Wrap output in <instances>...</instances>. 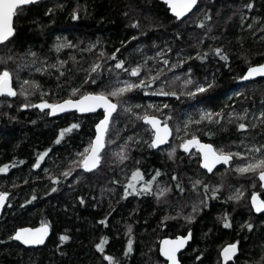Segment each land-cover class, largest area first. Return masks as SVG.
Returning <instances> with one entry per match:
<instances>
[{
    "label": "trees",
    "instance_id": "obj_1",
    "mask_svg": "<svg viewBox=\"0 0 264 264\" xmlns=\"http://www.w3.org/2000/svg\"><path fill=\"white\" fill-rule=\"evenodd\" d=\"M249 2L198 0L195 8L181 20L169 14L163 0H41L23 7L14 19V39L0 45V58H3L0 59V70L4 67L11 70L12 84L17 91L13 97H0V165H11L8 172L0 173V191L9 193L7 205L0 215V264H109L95 247L102 237H107L103 245L105 251L121 264H166L157 251L159 239L189 229L191 241L180 255L181 264H221L219 249L231 241H239L240 249L231 264H264V214L252 212L247 196L238 205L230 200L238 188H249L247 176L237 173L234 168L239 163L238 157H234L223 172L204 173L205 184L227 185L231 194L225 191L226 196L218 190V198L212 197L210 192L205 196L203 188L198 191L191 187V181L200 178L197 174L202 172L195 155L187 156L178 147L177 155L172 158L166 148L153 150L149 147L150 129L134 115L147 111L163 120L167 117L174 130L179 128L183 132L177 145L193 133L225 149L243 147V142L250 150L253 144H264V123L257 118V109L264 104V78L248 83L237 79L249 64L264 61V0H251L254 7L250 9L245 7ZM49 8L53 11L49 12ZM74 11L78 15L75 20L72 19ZM205 15L209 19H205ZM133 20L139 21L138 28L132 24ZM54 35L66 36L64 40L71 41L75 47L68 45L67 51H57L52 42ZM93 44L97 47L93 48ZM216 47L227 52L229 61L208 51ZM155 48H163L164 57L170 63L178 59H184L185 63L167 70L170 64L164 65L160 57L154 64L145 62L153 73L160 71L163 74L158 83L150 85V90L134 89L120 98L121 104L106 136L103 163L92 173H84L71 162L79 163L82 159L80 154L93 137L102 111L89 115L72 112L51 118L48 109L20 107L26 103L25 99L31 105H37L41 99L62 100L70 95L72 87L80 88L81 94L98 91L101 87L110 91L113 85L119 86L117 76L107 68L108 64H115V59L108 58L112 51L120 49L117 56L126 61L125 68H130L141 62H136L137 57L143 60ZM101 49L104 55H101ZM197 52L208 58L201 61L195 56ZM177 53H180L179 57ZM189 56L191 60L187 59ZM60 60L66 63L59 68L52 67ZM97 60L105 67L98 69V79L96 74H91L97 84L89 86L84 83L86 73ZM44 64L49 68L35 71L32 77L26 78L30 65H33L31 69H37ZM189 67L193 70L194 82H203L207 78L211 83L214 77L215 85L194 97L186 96L185 92L192 90V86L186 88L181 81ZM120 71V78L135 82L130 72ZM24 81H37L40 88L24 84L22 89ZM161 85L163 92L175 91L178 95L162 94ZM25 90L29 92L28 96L22 94ZM232 90L241 95L234 98L235 103L220 109L222 116L205 120L199 128L183 127L187 123L183 115L191 107L205 106L219 112L220 101ZM72 95L78 98L76 94ZM147 103L156 107L148 108ZM128 104H139V107H133L129 113L124 110ZM244 108L250 118L229 117V112L239 113ZM74 121L80 123V128L67 133L56 143L60 129ZM240 121L255 127L240 130L237 127ZM129 136L140 139L128 141L134 146L126 151L129 158L121 162L115 153ZM49 148L51 151L40 162V167L33 168L38 153ZM249 153L246 159L260 155ZM72 168H75L73 175L64 177L65 169ZM135 168L142 170L145 180L151 179L154 169H160L161 175L154 182L152 192L139 195L129 189V195L122 198ZM173 173L177 176L176 181L172 179ZM53 175L59 176L60 180L53 181ZM250 180L253 182L251 190L261 192L257 175L252 173ZM177 182L184 192L174 187ZM135 183L138 185L140 181ZM160 183L173 187L171 192L158 199L154 192ZM33 195L36 199H32ZM81 196L83 203L78 200ZM25 200L29 202L25 203ZM202 200L207 206L200 205ZM178 210L180 215H177ZM224 213H228L231 227L223 224ZM188 215H194V219L187 220ZM105 216H108V223H100ZM245 221L252 223L253 228L241 227ZM42 222L51 228L43 246L26 248L8 239L18 227L37 226ZM128 225L132 226L131 234L127 232ZM61 234L70 239L61 243ZM129 235L133 250L125 256Z\"/></svg>",
    "mask_w": 264,
    "mask_h": 264
},
{
    "label": "snow or ice",
    "instance_id": "obj_2",
    "mask_svg": "<svg viewBox=\"0 0 264 264\" xmlns=\"http://www.w3.org/2000/svg\"><path fill=\"white\" fill-rule=\"evenodd\" d=\"M36 0H0V44H6L11 43L12 39H14L15 33H16V27L14 26V17H16L20 12L23 10V6H27L29 4L35 3ZM167 5L170 8V11L175 14V18L179 20L181 17H184L186 13H189L190 10L193 9L194 6L198 4V0H166ZM62 6V5H61ZM246 8H253L254 4L253 2H250L245 5ZM49 12H52L53 9L49 8ZM72 19H78L77 13L74 11L72 13ZM205 19H209L207 15H205ZM243 22V20H242ZM204 21L201 20L200 24L203 25ZM132 24L135 27H139V21L133 20ZM249 28L252 27V25H248ZM176 35H180V33H176ZM207 35V33H205ZM130 39H135V37H130ZM58 43L55 45L57 51L60 50V48H63L65 44L71 45L72 47H75V45L72 44L71 41L63 40L62 38H57ZM93 48L97 47V44L92 45ZM101 55H104L103 49L100 50ZM120 51V49H116L112 51L108 58L109 59H115L114 66L112 64H108L107 68L110 69L114 74L119 77L122 70L125 74L131 73V76L135 78V82L132 79L124 80L123 82L117 81L119 86L113 85L111 87L110 91L105 90V87H101L98 91H84L81 94V89L78 87H72L70 89V95L67 98H64L62 100L58 101H52L50 102L48 99H41L38 101L37 105H31L28 103L21 104L20 107L22 108H28V107H39L40 109H50L49 114H55V113H62L69 109H76L80 113H86V112H92L95 111L98 108L103 109L102 118L99 119V121L95 124V135L92 137L89 141V144L85 147L84 152L80 155L82 156V159H80L79 163L76 161H72L71 163L75 165L76 167H82L85 170H88L89 172L92 170H98V166H101L103 163V156L104 152L102 150L105 149L106 146V136L109 134L111 124L114 120V113H117L118 106L121 104L120 98L124 96L125 93H128L134 89L137 90H150V85L156 84L159 81L160 76L163 74L160 71H156L153 73L151 69H148L145 65V62L141 60L139 64H135L131 66L130 68H125L126 61L124 59H121L117 56V53ZM169 52L172 51V49H168ZM208 51H211L213 55L220 57L223 61H229V55L227 52H224L222 47H216L214 49H209ZM30 55L35 56V53H30ZM243 55V54H242ZM158 56L163 59L164 65L170 64V69L177 68L180 64H184V59H178L176 62H171L169 59L164 57L163 51L158 53ZM177 56H180V53H177ZM195 56L200 59L201 61L206 60L208 57L205 54H202L200 52L195 53ZM3 59V58H0ZM46 59V58H44ZM188 60H191L192 57H187ZM35 63V61H33ZM66 61L60 60L57 64L52 65V67L59 68L63 64H65ZM18 68L20 65L17 66ZM105 67V65L100 61L97 60L93 62L92 65H90V68L88 70V73H86V80L84 83L88 84L89 86L96 85L97 79L99 78V72L98 69ZM49 68L48 64H44L41 68L35 69L37 72L45 71ZM142 69H145V71L142 72ZM192 68L187 69V73H185V78L181 81V83L185 86L191 85L192 90L185 92V95L188 97H194L197 93H204L208 90H210L215 85V78L213 77V80L211 83L207 82V78L203 82L196 81L194 82L192 79ZM91 74H96L97 79H94ZM63 75V73H61ZM264 77V62L257 63V64H249L247 67V70L244 72L243 75L238 76L237 79L239 80H248L249 78H255V77ZM174 79H179V77H174ZM28 84L31 87H34L36 89L40 88V85L37 81H24L21 85L23 89V85ZM161 93L164 95H172L177 96L178 93L173 91L171 93H165L163 92V85L160 86ZM0 93H6L9 96H15L17 95V91L15 88L12 87V72L9 68L4 67L2 70H0ZM23 95L28 96V91H23ZM72 94H76L78 98H73ZM43 95V93H42ZM235 96H240V92L234 93ZM110 97H116L117 100H113ZM235 103V101H233ZM136 107H139L137 105ZM148 108H154L155 105L149 104L147 106ZM162 107H168L167 105H162ZM125 111L131 113L133 110V106L128 104L125 109ZM159 111V109H157ZM248 110L245 109L243 112H229V117L236 116V117H244L247 115ZM134 115L137 117V119H142L145 121L148 125H150L151 128V139L149 142V147L155 148L158 145L164 144L166 141L169 140L170 135L172 134V128H170L167 117L164 119L163 122H161V119L156 114H149L147 111H145L143 114L140 112L134 113ZM170 115V114H169ZM223 111L220 110L219 112H214L212 109H200L199 110V117L200 121L208 120L212 121L214 116H222ZM258 119L261 120L262 123H264V110H261L258 114ZM197 121V122H200ZM192 123L191 120H188L187 123L183 125L185 129L188 128V125ZM238 129L244 130L248 129L249 127H255V125H249L248 123H245L243 121L238 122L237 124ZM80 128V123L74 121L73 123L67 125V127L60 129L59 134L56 137V143H59L62 138L66 136L67 133L73 132L75 129ZM179 131V128L177 129ZM211 135V133H209ZM140 137H133L129 136L127 137V140L122 144L118 151L115 153V155L118 157V159L123 162L124 160H127L129 157L126 154V151L134 146L129 145L128 141H135L139 140ZM179 148L184 149L186 152L189 151L191 148L195 147L198 149V153H190L193 155H198L202 157V159L199 160V162L203 165L205 169H207L208 172L212 173L215 166L219 164L221 161L224 162V164H228L229 162L233 161V157H249V152H241V151H226L223 147L217 149L214 147L211 143H205L202 141L199 136L196 134H192L190 138H184L181 143L178 145ZM51 151V149H45L42 152L38 153L36 162L32 164L33 168L40 167V162L45 159V157L48 155V153ZM168 156L172 158L175 154L176 147H170L167 149ZM251 152L252 153H259L258 156H252L251 158L247 159L245 162L239 163L235 165L236 172L239 174H245V173H253L254 175H258L259 180L262 182L261 187H264V144L251 145ZM23 163V161H20ZM10 164H3L0 165V173H6L9 170ZM47 172L48 170L45 169ZM75 171V168L72 169H65L64 177L72 176L73 172ZM154 174L152 175L151 179L145 180L143 176V172L140 168H135L132 171L131 178L127 182V187L123 191L122 198L127 197L129 195V189H131V192L137 193L139 195H143L144 193L152 192L153 190V184L157 180V177L161 175L160 169H154ZM51 179L53 181H59V176H51ZM79 179V176L77 177ZM172 179L174 181L177 180V176L175 173L172 175ZM135 181H140V183L137 185ZM172 185H166L163 187H160L159 185L156 186V190L154 192V195L159 199L161 197H164L167 193L172 191ZM174 187L179 190V192H184V188L182 185L177 182ZM192 187L194 189H197L199 191L200 188L204 189V195L207 196L208 192L211 193V196L214 198H218L219 192L218 190L223 187V184H205L202 183L200 179H196ZM142 190V191H141ZM51 191H56L55 188H51ZM47 195V192L45 193ZM244 196V192L240 189H237L235 192L232 193V196L230 197L233 200L239 201L241 197ZM9 197V193L5 191H0V207H3L5 205V201ZM32 199H36V196L33 195ZM79 202H84V197L81 196L78 198ZM28 200H25V203H28ZM201 206H207L205 201H200ZM251 206L255 209L256 212L264 214V199L260 198V195L256 192H253L251 194ZM194 206V211H195ZM181 213L179 210L177 211V215H180ZM111 213L108 214L110 216ZM108 216H105L101 219L100 223L107 224L108 223ZM167 218V217H165ZM187 220L194 219V215H188L185 217ZM223 224L226 227H231V220L228 218V213H224V216L222 217ZM246 227L248 229L253 228V224L245 221L244 225H241V227ZM48 224L45 222H42L39 227H20L15 230L13 233V236L8 237V239H17L19 241H22L25 245H39L44 243V238L48 235ZM127 232L129 234L132 233V226H127ZM191 238V229H189L187 235H176L174 239L165 238L161 242L160 251L163 253L165 257H167V264H181L180 260L177 257L178 250L185 247L186 242ZM70 237L66 234H61L60 241L63 243L64 241H68ZM107 237H102L100 239V242L95 244V247L103 254L104 259H106L109 264H121V261L117 260L112 255L108 254L105 251V248L103 245L106 243ZM239 241H234L232 243L227 244L221 249L220 256L222 257L224 262H227V264H230L232 258L235 256V254L238 253ZM133 250V240L131 238V235H129V238L127 240V247L125 249L124 255L127 256L130 252ZM203 255V253H201ZM199 260L200 257H197Z\"/></svg>",
    "mask_w": 264,
    "mask_h": 264
},
{
    "label": "rangeland",
    "instance_id": "obj_3",
    "mask_svg": "<svg viewBox=\"0 0 264 264\" xmlns=\"http://www.w3.org/2000/svg\"><path fill=\"white\" fill-rule=\"evenodd\" d=\"M60 35H54L53 36V39H52V42H53V44H57L58 43V41H57V38L59 37ZM60 38H63V40H64V38H66V36H60ZM60 49H64V50H68L69 49V47H68V44H65V46L63 47V48H60ZM161 51H163V54H164V49L163 48H161V49H157V48H155L153 51H152V54L151 55H145L144 56V59H143V61L144 62H146V63H149V64H154V62L156 61V59H158L159 58V56H158V53H160ZM142 59L141 58H139V57H137L136 58V62H138V61H141ZM31 67H33V65H30V68H29V70H28V73H26L25 74V76H26V78H29V77H32L33 76V74L35 73V67H34V69H31ZM125 79L124 78H120V77H116V81H119V82H121V81H124ZM186 88H188V86H185ZM236 92H238V91H236V90H232V91H229V92H227L226 93V97L225 98H223V100H221L220 101V104H219V107H217V109H223V108H225L226 106H228V105H232L233 104V101H234V98L236 97L235 95H234V93H236ZM24 102H28L27 101V99H25V101ZM148 104V103H147ZM150 104V103H149ZM148 104V105H149ZM137 105H139V104H135L133 107H136ZM200 109H211L210 107H205V106H201V107H199V106H193V107H191L190 108V110H188L187 112H185L184 113V115H183V118H184V120H186V122H188V120H191L192 121V123H190L189 124V126H191V125H193V126H195L196 128H199V126H200V124H204V121L206 120H203V121H200V117H199V110ZM246 108H244V110H245ZM243 110V111H244ZM261 110H264V104H263V106L262 107H259L258 109H257V116H258V114H259V112L261 111ZM242 111V112H243ZM244 117H248V118H250V114H247L246 116H244ZM197 121H200V122H197ZM180 132H178V134H177V136H181L182 135V130H179ZM242 144H245V145H247L245 142H243ZM245 145H242L243 147H241V149H240V151L241 152H250L251 150L248 148V147H244ZM172 147H176L177 148V144L176 143H174V145L172 146ZM239 163H242V162H245L247 159L245 158V157H238V159H236ZM238 163V164H239ZM234 168H235V166H234ZM234 168H232V169H234ZM224 171V170H223ZM223 171H221V172H223ZM244 175V174H243ZM229 181H227L226 182V184L228 183ZM228 185H231V183H229ZM247 185H248V183H247ZM225 191L228 193H230L231 194V192H232V190L230 189V187H227V185H225Z\"/></svg>",
    "mask_w": 264,
    "mask_h": 264
},
{
    "label": "flooded vegetation",
    "instance_id": "obj_4",
    "mask_svg": "<svg viewBox=\"0 0 264 264\" xmlns=\"http://www.w3.org/2000/svg\"><path fill=\"white\" fill-rule=\"evenodd\" d=\"M243 75V74H242ZM162 119V118H161ZM163 120V119H162ZM164 121V120H163ZM145 125V124H144ZM170 125V124H169ZM147 126V125H146ZM148 127V126H147ZM170 127L172 128V136H171V138L169 139V141H168V143H166L165 145H163V146H161V147H158V148H156V149H154V148H152L153 150H160V149H164V148H166V150L168 149V148H170V147H172L173 145H174V143H176L177 144V142L179 141V138H180V136H177V134H178V132H180V131H177V130H174L173 129V127L170 125ZM149 128V127H148ZM150 129V128H149ZM150 132H151V129H150ZM150 139H151V137H150ZM201 139V138H200ZM202 140V139H201ZM202 141H204V142H208V141H205V140H202ZM182 142V141H181ZM181 142H179V143H181ZM208 143H211V142H208ZM212 144V143H211ZM177 147H178V145H177ZM214 147H216V146H214ZM105 148H106V146H105ZM179 148V147H178ZM178 148H176V151H175V154H174V156H176L177 155V152H178ZM217 149H219L220 147H216ZM240 149H241V147H231V148H228V149H225L224 148V150H226V151H233V152H235V151H240ZM105 150V149H104ZM103 150V151H104ZM179 150L183 153V154H185V155H187V156H189V155H193V154H190V153H198L195 149H193V150H191L190 152H184V151H182V149L181 148H179ZM168 152V151H167ZM195 157L197 158V160H198V166H199V168L201 169V171L202 172H198L199 174H197L200 178H196V179H200L201 181H202V183H204L206 180V178H205V176H204V173L205 174H208L206 171H205V169H203L202 167H201V164H200V162H199V160H200V156H198V155H195ZM233 159H234V157H233ZM232 162V161H231ZM230 162V163H231ZM230 165V164H229ZM227 167H229V166H224V165H220V166H217L214 170H213V172H217V173H219V172H221V171H223L222 169L223 168H227ZM212 172V173H213ZM212 173H210V174H212ZM210 174H208V175H210ZM251 174L252 173H245L244 175H246L247 176V180H246V183H248V185H249V188L248 189H244V187H241V188H238V189H240V190H242L243 192H244V196L243 197H241V199L239 200V201H236V200H233V199H231L230 198V200H232L236 205H238L239 203H241V202H244L245 201V197L247 196L248 197V202H249V205H250V208H251V210H252V212L254 213V214H256V215H260L261 213H255L254 211H253V209H252V206H251V204H250V197H251V194L253 193V192H256V193H258L259 195H260V197L262 198V199H264V189H262V187H261V184H260V187H261V192H259V191H253V190H251V189H253V187H252V184H253V182L250 180V177H251ZM192 177H195L193 174H192ZM257 178H258V175H257ZM195 179V180H196ZM188 180H191L189 177H188ZM258 181H259V179H258ZM192 182V184H193V181H191ZM260 183V182H259ZM162 183H160V187H163L162 185H161ZM221 184V183H220ZM242 186L244 185V183H242L241 184ZM192 187V186H191ZM193 188V187H192ZM220 191H222V193L224 194L225 193V195H226V192H225V187H222L221 189H219ZM227 196V195H226ZM232 196V195H231ZM189 230H187V231H185V232H182V233H177L176 235H185L187 232H188ZM176 235H173V236H162L160 239H159V241H158V245H159V242H160V240L162 239V238H165V237H168V238H174ZM191 241V240H190ZM232 242H234V241H231V242H227V243H225V244H223L221 247H220V249H219V253H218V256H219V259H220V263H221V256H220V252H221V249L225 246V245H227V244H229V243H232ZM158 245H157V251H158ZM188 246V245H187ZM187 248V247H186ZM238 248H239V246H238ZM239 252H240V249H239V251H238V253H237V255L239 254ZM159 253V252H158ZM181 255V254H180ZM180 255H179V258H180ZM236 255V256H237ZM160 256V255H159ZM236 258V257H235ZM235 258H234V261H235ZM233 261V262H234ZM233 262H231V263H233ZM230 263V264H231ZM222 264V263H221Z\"/></svg>",
    "mask_w": 264,
    "mask_h": 264
},
{
    "label": "water",
    "instance_id": "obj_5",
    "mask_svg": "<svg viewBox=\"0 0 264 264\" xmlns=\"http://www.w3.org/2000/svg\"><path fill=\"white\" fill-rule=\"evenodd\" d=\"M39 1H41V0H36L35 3L39 2ZM163 2L165 3V5H166V7H167V9H168V11H169V14L175 18V14L172 13V12L170 11V8H169V6L167 5L166 0H163ZM35 3H33V4H35ZM29 5H30V4H29ZM27 6H28V5H27ZM23 7H24V6H23ZM194 8H195V6L193 7V9H194ZM193 9H192V10H193ZM192 10H190V12H191ZM190 12H189V13H190ZM189 13H186L185 16H187ZM185 16H184V17H185ZM184 17H181L179 20H181V19L184 18ZM14 19H15V17H14ZM0 45H1V44H0ZM263 62H264V61H263ZM261 63H262V62H261ZM246 70H247V68H246ZM246 70H245V71H246ZM245 71H244V72H245ZM243 74H244V73H243ZM259 78H264V77L258 76V77H255V78H249L248 80H241V82H242V83H248V82H251V81H255V80L259 79ZM12 87H13V84H12ZM13 88H14V87H13ZM1 96L13 97V96H9V95H7L6 93H0V97H1ZM98 111H102V112H103V109H102V108H98V109H96L95 111H92V112H86V113H80V112H79L78 110H76V109H69V110H67V111H65V112H62V113L49 114V117L53 118V117H56V116L63 115V114H65V113H72V112H75V113H77L78 115H89V114H93V113L98 112ZM49 113H50V109H49ZM114 114H115V113H114ZM114 114H113V115H114ZM160 119H161V118H160ZM141 121H142L143 124L147 125V126L150 128V125H148L145 121H143L142 119H141ZM161 122H163L162 119H161ZM169 126H170V125H169ZM170 128H171V127H170ZM150 129H151V128H150ZM94 135H95V127H94ZM94 135H93V137H94ZM171 136H172V134L170 135L169 139L171 138ZM168 141H169V140H168ZM168 141H166L164 144L158 145V146L155 147L154 149H156V148H158V147H161V146L165 145L166 143H168ZM205 143H208V142H205ZM181 149H182V148H181ZM193 149H195L197 152L199 151L198 149H196L195 147H193V148H191V149H190L189 151H187V152H190V151L193 150ZM102 151H103V150H102ZM182 151L186 152L184 149H182ZM200 159H202V157H200ZM200 164H201V163H200ZM229 164H230V162H229L228 164H224V162L221 161L219 164H217V165L215 166V168H216L217 166H220V165L229 166ZM201 167H202L203 169H205V168L203 167L202 164H201ZM98 168H99V166H98ZM215 168H214V169H215ZM81 169H82V171H83L84 173H92V172L95 171V170H92V171L89 172L88 170H85V169H83L82 167H81ZM205 171H206L208 174H210V172H208L207 169H205ZM258 179H259V177H258ZM259 182H260V184L262 183L260 180H259ZM262 189H264V187H262ZM260 198H261V197H260ZM7 202H8V198H7V200L5 201V205H4L3 207H0V215L2 214L4 207L7 205ZM250 204H251V197H250ZM252 209H253V211H254L255 213H258V212L255 211V209H254L253 207H252ZM39 226H40V225H37V226H20V227H33V228H35V227H39ZM20 227H18V228H20ZM18 228H16V229H18ZM16 229H15V230H16ZM48 229H49V230H48V235L44 238V243H43V244H39V245H25L22 241H19V240L15 239V238H13V240L16 241V242H18L20 245H22L23 247H26V248L40 247V246H43V245L46 243L47 239H48L49 236H50L51 228H50L49 225H48ZM15 230L13 231V233L15 232ZM13 233H12V236H13ZM187 234H188V232H187L185 235H187ZM165 238H168V237H165ZM165 238H162V239L160 240L159 245H158V252H159L160 257H161V258L166 262V264H167V257H165V256L163 255V253L160 251L161 242H162ZM174 238H175V237H174ZM174 238H169V239H174ZM190 240H191V238L186 242L184 248L178 250V252H177V257H178L179 260H180L179 255H180L182 252H184V251L186 250V247H187V245L189 244ZM225 246H226V245H225ZM236 255H237V254H235V256L232 258L231 262L234 261V258L236 257ZM180 262H181V261H180ZM231 262H230V263H231ZM221 263H222V264H227V262H224V261H223L222 257H221Z\"/></svg>",
    "mask_w": 264,
    "mask_h": 264
}]
</instances>
